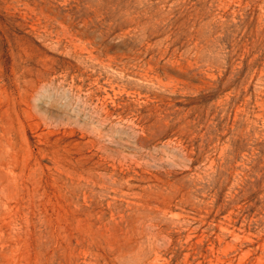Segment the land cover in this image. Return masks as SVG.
I'll list each match as a JSON object with an SVG mask.
<instances>
[{
    "label": "rangeland",
    "instance_id": "1",
    "mask_svg": "<svg viewBox=\"0 0 264 264\" xmlns=\"http://www.w3.org/2000/svg\"><path fill=\"white\" fill-rule=\"evenodd\" d=\"M0 264H264V0H0Z\"/></svg>",
    "mask_w": 264,
    "mask_h": 264
},
{
    "label": "bare ground",
    "instance_id": "2",
    "mask_svg": "<svg viewBox=\"0 0 264 264\" xmlns=\"http://www.w3.org/2000/svg\"><path fill=\"white\" fill-rule=\"evenodd\" d=\"M60 25H61V24H60ZM60 27H61V26H60ZM75 45H76V44H75ZM81 46H84V45H81ZM80 50H82V49H80ZM82 52H85V51L82 50ZM87 52H88V51L86 50V53H87ZM88 53H89V52H88ZM91 57H92V56H91Z\"/></svg>",
    "mask_w": 264,
    "mask_h": 264
}]
</instances>
